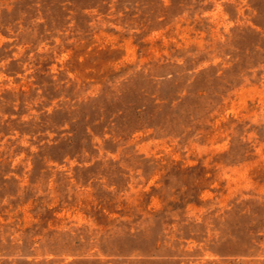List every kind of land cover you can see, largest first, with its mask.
Wrapping results in <instances>:
<instances>
[{
  "label": "rangeland",
  "instance_id": "obj_1",
  "mask_svg": "<svg viewBox=\"0 0 264 264\" xmlns=\"http://www.w3.org/2000/svg\"><path fill=\"white\" fill-rule=\"evenodd\" d=\"M0 264H264V0H0Z\"/></svg>",
  "mask_w": 264,
  "mask_h": 264
}]
</instances>
